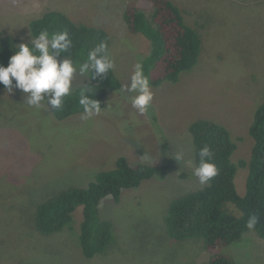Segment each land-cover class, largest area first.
Segmentation results:
<instances>
[{"label":"rangeland","instance_id":"374dc122","mask_svg":"<svg viewBox=\"0 0 264 264\" xmlns=\"http://www.w3.org/2000/svg\"><path fill=\"white\" fill-rule=\"evenodd\" d=\"M130 1L0 0V34L19 43L31 42L29 22L48 10L104 28L122 85L119 93L108 92L99 114L65 121H57L46 102L29 106L20 90L0 94V264L208 263L201 243L168 238L164 218L170 202L206 185L193 175L192 122L207 119L225 126L237 142L231 161L250 158L248 129L264 99V0H173L198 23L204 50L191 73L151 88L154 98L144 115L131 105L135 93L124 90L134 65L150 50L141 35L125 29L122 13ZM87 82L88 76L77 72L71 91ZM21 105L33 111L27 116ZM178 153L184 158L177 162ZM119 156L131 164L164 165L168 171L124 190L119 202L110 197L101 202L100 217L112 224L114 234L106 254L90 260L81 255V210L75 212L72 232L45 237L33 229L27 208L61 190L86 187L97 172L113 168ZM247 174L246 168H237L240 196ZM20 205L26 214L21 215ZM224 252L238 264H264V241L254 233Z\"/></svg>","mask_w":264,"mask_h":264},{"label":"trees","instance_id":"16d2710c","mask_svg":"<svg viewBox=\"0 0 264 264\" xmlns=\"http://www.w3.org/2000/svg\"><path fill=\"white\" fill-rule=\"evenodd\" d=\"M139 1V5L137 0L126 5L122 20L129 34L141 35L149 43V53L140 61L144 75L148 77L151 88H157L164 82L177 83L182 74H189L196 68L202 56L204 42L198 23L173 0ZM28 30L31 38L45 30L50 36L67 31L72 47L60 57H69L78 64L86 62L89 51L101 42L108 44L110 53L111 40L104 28L76 22L59 10H48L31 20ZM19 44L13 36L0 34V65L8 66L9 58L18 51L16 46ZM26 44L31 46V43ZM87 76L86 84L63 98L60 109L51 110L57 121L84 114L79 98L85 86H88L89 95L100 103L101 109L108 92L121 91L122 85L114 69L102 78L91 79V73ZM4 91L0 84V94ZM21 110L27 116L33 111L23 105ZM188 132L195 165L200 162L199 150L208 145L213 153L210 162L216 164L219 173L203 188L170 202L164 218L167 236L176 242L201 243L208 255L207 264H238L232 256L225 254L229 246L241 241L246 233H254L264 241V99L256 107L248 129L253 140L249 160L238 164L231 161L237 142L218 122L199 119L189 125ZM238 167L248 171L244 196L238 195L235 187ZM167 171L164 165L131 164L127 158L119 156L113 168L97 172L86 187L61 190L45 201L32 204L27 208L31 226L45 237L72 232L75 212L81 210L82 219L78 227L81 255L88 260L103 256L113 244L114 234L112 224L100 217L101 202L107 197L119 202L124 190L136 189L152 178H163ZM20 206L21 215L26 214L24 205ZM252 215L258 217V223L249 230L246 224Z\"/></svg>","mask_w":264,"mask_h":264},{"label":"clouds","instance_id":"9594fccd","mask_svg":"<svg viewBox=\"0 0 264 264\" xmlns=\"http://www.w3.org/2000/svg\"><path fill=\"white\" fill-rule=\"evenodd\" d=\"M30 43L31 46L20 43L16 46L18 51L9 58L8 66L0 65V84L8 94H12L14 89L22 91L27 104L32 107H39L42 102H46L51 110L60 109L63 98L70 94L72 81L77 72L81 76L91 73V79H96L107 75L115 67L106 42H101L90 50L86 62L79 66L70 58L58 59L72 47L67 31L53 33L51 36L46 30L41 31ZM124 90L135 93L131 97L132 107L139 114H146L154 94L148 77L144 75L142 62L138 61L134 65L131 83L124 86ZM79 104L84 110V119H89L102 111L100 103L89 95L88 86L81 90ZM198 155L200 162L194 167L193 175L201 185H204L218 175L219 169L215 163L210 162L213 153L208 145H204ZM183 158V153H178L174 159L178 162ZM257 223L258 217L252 215L246 227L252 230Z\"/></svg>","mask_w":264,"mask_h":264}]
</instances>
